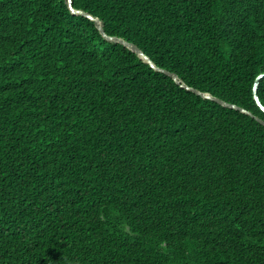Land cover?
Here are the masks:
<instances>
[{
  "label": "trees",
  "instance_id": "obj_1",
  "mask_svg": "<svg viewBox=\"0 0 264 264\" xmlns=\"http://www.w3.org/2000/svg\"><path fill=\"white\" fill-rule=\"evenodd\" d=\"M72 7L264 121V0ZM0 264H264V126L67 0H0Z\"/></svg>",
  "mask_w": 264,
  "mask_h": 264
},
{
  "label": "water",
  "instance_id": "obj_2",
  "mask_svg": "<svg viewBox=\"0 0 264 264\" xmlns=\"http://www.w3.org/2000/svg\"><path fill=\"white\" fill-rule=\"evenodd\" d=\"M67 4H68V8L70 10V12L74 15H81V16H84L86 18H88L89 20L93 21L96 28L99 30L100 34L102 35V37L109 41V42H115V43H118V44H121L123 45L124 47H126L127 49H129L131 52L135 53L140 59H142L143 61H145L147 64L150 65V67L152 69H154L155 71L157 72H161L163 74H165L166 76H169L173 79V81L178 85L180 86L181 88L187 90V91H190L204 99H208V100H211L213 102H216L217 104L225 107V108H229V109H233V110H237L241 113H244L252 118H254L257 122H259L260 124H262L264 126V121H262L260 118L254 116L251 112L247 111L246 109L244 108H241L235 104H231V103H228L224 100H221L215 96H213L212 94L210 93H207V92H201L197 89H194L192 87H189L188 85H186L184 82H182L178 76L175 74V73H171L165 69H162V68H159L155 63H153V61L143 53V51L141 49H139L135 44L131 43V42H128L122 38H119V37H114V36H109L103 29L102 27V24H101V21L98 19V18H95L93 16H91L90 14L88 13H85L84 11H81V10H78V9H74L72 7V0H67ZM264 78V72L259 74L256 79H255V82H254V85H253V96H254V100L256 102V105L260 108V110L264 113V105L262 104L259 96H258V88H259V84H260V81Z\"/></svg>",
  "mask_w": 264,
  "mask_h": 264
}]
</instances>
